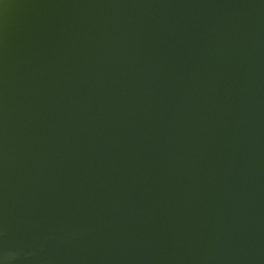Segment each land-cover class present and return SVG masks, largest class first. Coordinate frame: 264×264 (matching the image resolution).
<instances>
[{
    "label": "water",
    "instance_id": "obj_1",
    "mask_svg": "<svg viewBox=\"0 0 264 264\" xmlns=\"http://www.w3.org/2000/svg\"><path fill=\"white\" fill-rule=\"evenodd\" d=\"M0 264H264V0H0Z\"/></svg>",
    "mask_w": 264,
    "mask_h": 264
}]
</instances>
